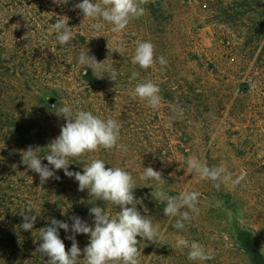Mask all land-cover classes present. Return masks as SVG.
I'll list each match as a JSON object with an SVG mask.
<instances>
[{
	"label": "rangeland",
	"instance_id": "obj_1",
	"mask_svg": "<svg viewBox=\"0 0 264 264\" xmlns=\"http://www.w3.org/2000/svg\"><path fill=\"white\" fill-rule=\"evenodd\" d=\"M166 1L172 7L173 18L166 28L163 49H165L166 60L172 67L169 68V73H165L167 79L156 81L159 87L162 86L160 89L164 98L163 106L159 111L152 110L146 101L131 99L130 92L140 81L139 77L137 80L130 79L132 72H137L136 65L131 63L136 44L134 41L126 44L128 40H123L121 35L118 40H114L116 44L118 43L116 48L108 46L109 51L104 53L92 47L93 44L87 35L84 37L87 39L78 40V36L83 35L77 33L73 26H69L75 34L70 47L60 45L56 41L55 34L49 33L46 29L47 37L44 38L46 43H42L47 47H41L34 52L36 48L31 46L30 40L27 39V46L31 47L27 50H32L33 54L29 57L24 56L22 68H18L16 74L4 70L0 65V164L6 165L8 169L9 185L7 187L21 197L23 204H21L20 212L28 200H32L40 208L41 214L36 222L44 221L50 224V219L55 218L67 222L71 228L73 221L70 217L78 216L92 226L94 217L89 214V209L93 204L102 206L110 215L119 210L109 204L96 202L94 198L89 197L87 190L79 191L78 182L74 177L66 176L63 170H55L49 165L60 179L50 178L41 184L39 175L22 163L23 150L29 146L39 147L40 155L43 157L47 152L46 146L59 136L61 126L66 121L56 112L64 102H67L74 110H90L103 118L111 116L121 124V143L127 145L129 149L127 155L115 149H101L98 156L106 161V168L123 167L133 175L138 185L135 196L142 201L137 205L138 210L148 215L154 224L160 225V232L165 243L157 245L141 241V264H251L245 256L230 248L232 241L225 239V234L219 230L218 224L220 219H223L222 215L208 212L210 209L208 202L216 201V198L211 195L213 191L206 189L199 177L186 172V159L189 157L188 144L194 139L189 133L193 124L189 121L191 117L188 112L189 107L184 99L179 97L180 93L170 91L172 85L186 91L188 84L184 81L190 79L189 69L182 61L185 57L194 55L196 44L205 48L214 45L213 30L210 26H203L188 34L191 28L187 20L189 10L185 7V3L183 0ZM194 11L195 9L191 8L190 12L194 13ZM38 35L42 37L43 32ZM189 35L190 39H188ZM134 37L135 34L130 38ZM31 38L36 39L35 35H31ZM106 41L108 44L111 43L108 42L109 40ZM2 43L6 41L0 36V58L12 54L10 46L7 43L1 45ZM126 46L128 48H122ZM87 50L88 54L95 56L98 62L105 60L106 64L113 65L119 73L118 79L112 81L107 74L98 78L96 75L99 74H93L90 68L85 69L79 66L77 63L79 53ZM114 50L121 51L119 53ZM198 52L203 53L201 48ZM4 65L11 66L7 62ZM192 69L196 73L193 78H196L198 84L203 80V84H206L209 90L215 86L212 79H198L201 72L195 67ZM89 72L92 74L90 75ZM86 75L89 78H84ZM223 89L228 91L230 88L225 86ZM177 105L183 108L184 114L175 120L171 127H166L171 110ZM197 114L199 115V112H196ZM195 128L198 135H195L194 143L198 146L194 148V152H191L192 156L205 163L207 161L205 154L208 151V158L210 162H213L211 164L216 166L223 164L233 178L244 174L253 178L257 176L256 170L249 169L242 161L234 160V157L228 153V147L222 146L218 133L219 125H211L210 139L207 143L199 140L201 129L199 126ZM254 154H257V159L264 157L263 145H258L253 151ZM42 163L48 162L42 159ZM83 166V161L72 160L69 171L82 173ZM148 166L162 173L166 180L163 190L170 195H176L182 190H196L201 193L200 214L190 224H186L185 230L179 231L173 227L175 218L165 216L163 213L165 205L157 202L151 195L155 182L148 181L147 184L151 186L148 187L139 179L144 167ZM233 189L234 196L238 199V205L235 208L223 201H216L214 205H220L224 212L223 217L229 219L228 227L235 233L238 240L253 239L261 245L264 253V216L254 207L248 209L246 204L248 188L245 184L235 185ZM144 208L148 209L147 213H144ZM31 214L34 215L35 212ZM20 217L22 224L24 220L21 215ZM242 227L249 230H242ZM252 230L255 232L253 233ZM59 233L65 239L72 235L70 230L65 232L59 229ZM75 235L77 238L78 234ZM177 235L184 236L189 241L196 240L214 249L215 258L205 262L189 261L187 249L181 253L173 247ZM218 237H223L225 240L222 242ZM67 243L70 249L72 241L67 239Z\"/></svg>",
	"mask_w": 264,
	"mask_h": 264
},
{
	"label": "trees",
	"instance_id": "obj_2",
	"mask_svg": "<svg viewBox=\"0 0 264 264\" xmlns=\"http://www.w3.org/2000/svg\"><path fill=\"white\" fill-rule=\"evenodd\" d=\"M79 2L82 0H68L66 4H57L54 0H0V36L10 46L12 53L0 58L2 68L12 71L13 74H16L18 68H22L24 56L29 57L33 54L32 50H27L31 48L27 46V39L30 40L29 44L36 48L34 52L41 47H47L44 45L46 29L49 30L58 16H67L68 25L75 27L77 33L83 35L78 36V40L87 39L84 38L87 35L93 44L91 46L100 52H108V46L116 48L118 43L116 44L114 40H118L121 35L123 40H128L126 44L131 41L135 44L137 41H151L155 45L156 56L162 55L166 59L163 39L167 34L166 28L173 18L172 7L166 0H149L145 5V15L134 19L120 34L111 33L108 25L101 32L94 31L90 27L94 21L84 19L82 12L73 8L74 4ZM183 2L189 10L187 20L191 29L188 34L199 27L210 26L215 39V44L208 48L196 44L194 55L185 57L182 61L189 69L190 79L184 81L188 84L186 91L181 87L176 88L173 85L170 87L172 93H180L179 97L184 99L191 114L189 121L193 128L189 133L194 139L188 144V155L192 156L191 152L198 146L194 143L195 135H198L195 126L201 129L199 140L207 143L210 139L211 125H219L218 133L222 146L228 147V153L234 160L242 161L249 169L256 170L257 176L254 177L256 182L253 177L244 174L245 179L241 183L248 188L246 197L248 209L254 207L264 216V157L257 159V154L253 155L258 145H263L264 149V0H183ZM191 8L195 9L194 13L190 12ZM41 32L43 36L39 37L38 34ZM133 34L135 37L132 39L130 37ZM31 35H35L36 39L31 38ZM190 38L191 36L188 37ZM106 40L111 43L108 44ZM200 48L203 51L201 54L198 52ZM5 62L11 66H5ZM192 66L201 72L198 79L213 80L215 86L211 90L203 84V80L198 84L196 78H193L196 73ZM171 67L172 65L167 63L162 68L157 62L152 68L143 70L136 65L140 80L152 79L154 82L158 79H167L165 73H169ZM86 77L89 78L87 75L84 76ZM225 86L230 89L224 90ZM196 112H199V115H196ZM205 156L207 157L205 163L210 167L216 166L211 164L213 162L208 158V151ZM202 181L206 189L213 191L214 195L212 193L211 195L216 201H223L234 208L238 205L231 183L222 185L217 190L210 181ZM7 185H9L7 166L0 164V264H47L49 258L41 256L36 249L42 243L39 240L38 229L50 224L44 221L35 222L32 230L36 231H24L20 227L22 199ZM216 201L208 202L210 206L208 212L222 215L223 219H220L218 228L225 234V239L232 241L230 248L245 256L251 264H264L261 245L253 239L238 240L228 227L229 219L223 217L224 212L220 205H214ZM60 238L68 250L67 239L61 234ZM224 238L218 237L222 242ZM76 240L83 250L89 243V235L78 234ZM225 243L227 244V241Z\"/></svg>",
	"mask_w": 264,
	"mask_h": 264
},
{
	"label": "clouds",
	"instance_id": "obj_3",
	"mask_svg": "<svg viewBox=\"0 0 264 264\" xmlns=\"http://www.w3.org/2000/svg\"><path fill=\"white\" fill-rule=\"evenodd\" d=\"M55 3H68V0H54ZM149 0H82L74 4V9L82 12L84 19L92 21L90 27L101 32L106 25L113 34L123 33L130 22L139 19L146 13L145 5ZM83 19V20H84ZM67 16H58L55 23L51 24L49 33H54L56 41L60 45L72 46L75 34L72 27L68 25ZM103 36V35H99ZM94 36V37H99ZM120 53L121 50H114ZM163 68L168 61L164 56H156L155 45L151 41H137L131 57V63L140 69L148 70L156 63ZM79 66L90 68L96 77L101 78L104 74L112 81L118 79L117 69L106 64L105 60L98 62L95 56L89 55L87 51H81L77 61ZM139 72L133 71L131 80H137ZM132 100L146 101L147 105L154 111H159L163 106L164 98L161 95L159 84L152 79L140 80L130 92ZM62 116L66 123L61 126L60 134L54 138L46 147L47 152L41 157L39 147L29 146L21 152L22 163L28 169L37 173L41 184L50 178L60 179L49 165L55 170H63L70 178L74 177L78 182V190H87L89 197L94 200L109 204L119 209L110 215L102 206L93 204L89 214L94 217L93 225L90 226L78 216H72L71 228L67 222L50 219V226L42 227L39 236L42 243L36 249L41 256H47V264H141V241H148L157 245L165 243L160 232V225L154 224L148 215L142 214L137 205L142 201L135 196L138 187L133 175L123 167H105V160L99 158L98 154L103 150H117L127 155V145L121 143V124L111 116L103 118L90 110L77 109L64 102L56 112ZM184 110L177 105L172 110L165 126L171 127L173 122L181 118ZM47 160V164L42 163ZM72 160L84 162L83 172L69 171ZM186 172L201 180H208L213 187L219 190L222 185L231 183L239 185L244 175L233 178L227 168L221 164L209 166L195 156L186 159ZM139 179L145 182H155V188L151 195L159 203L165 205L163 213L165 216L175 218L173 227L179 231L185 230L186 224H190L200 214L201 193L196 190H182L176 195H170L163 190L166 183L162 173L153 167H144ZM35 214H31L32 212ZM148 209L144 208V213ZM41 214L32 200L24 205L20 215L24 222L20 226L24 231L33 229L37 217ZM59 229L65 232L71 231L67 239L71 240L70 249L66 250L64 241L60 238ZM75 234L89 235V243L81 250L78 246ZM138 237L140 239H138ZM175 249L183 253L187 249L189 261H210L215 258L216 252L204 244L181 235L175 237L173 245ZM81 256L83 258L81 259Z\"/></svg>",
	"mask_w": 264,
	"mask_h": 264
}]
</instances>
